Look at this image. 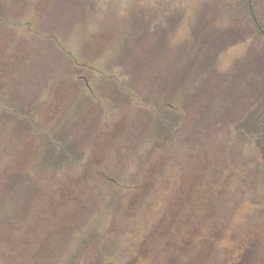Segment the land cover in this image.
I'll return each instance as SVG.
<instances>
[{
	"label": "rangeland",
	"instance_id": "rangeland-1",
	"mask_svg": "<svg viewBox=\"0 0 264 264\" xmlns=\"http://www.w3.org/2000/svg\"><path fill=\"white\" fill-rule=\"evenodd\" d=\"M88 1L0 0V264H62L91 227L111 264H134L135 242L151 264H264V209L237 234L256 191L264 196L257 148L224 117L200 122L205 112L193 97L170 140L150 134L146 96L182 83L172 72L191 38L187 26L165 37L161 28L135 33L131 55L114 60L133 11H150L158 0ZM210 1L178 3L191 19V8ZM245 50L241 43L221 55L214 87ZM136 59L143 66L135 71ZM251 101L246 95L239 106ZM66 120L82 137L84 158L60 170L40 167L42 141L30 126ZM235 240L221 258L217 243Z\"/></svg>",
	"mask_w": 264,
	"mask_h": 264
},
{
	"label": "trees",
	"instance_id": "trees-1",
	"mask_svg": "<svg viewBox=\"0 0 264 264\" xmlns=\"http://www.w3.org/2000/svg\"><path fill=\"white\" fill-rule=\"evenodd\" d=\"M179 1L158 0L157 6L152 7L150 11L145 7L135 9L127 38L120 43L112 57L114 60L123 61L131 55L132 48H129L135 33L142 36L141 32H154L161 28L165 37L181 26H187L191 38L183 49H178L180 53L173 61L174 65H177L172 72L173 78L182 80V83H165L157 88L152 96H146L154 110L150 112V134L160 142L170 140L172 129L176 128L182 113L186 112L187 97H193L194 101L199 98V106L196 108L199 114L201 110L205 112V115L200 114V122L205 119L203 123L206 124L208 115L226 118L224 122H230L235 127V135L240 141L251 142L257 148L262 157L264 174V0H211L199 3L198 7L191 8L190 11L195 16L191 19H187V8L182 7ZM87 3L89 6L93 5L90 0ZM200 13L210 15L200 17ZM195 18L197 21L192 22ZM241 43L246 44L245 52L235 60L228 72L220 75L221 79L214 87L210 83L211 74L215 71L219 58L230 47ZM135 62L136 71L143 65L138 59ZM168 69L170 68L166 67L167 76ZM181 73L183 78L178 76ZM246 95L252 98L247 110L244 109L245 105L242 108L239 106L241 98ZM189 103L190 101L188 105ZM208 103H211V108H208ZM241 110L246 112L242 114ZM15 118L19 122H26L22 116ZM69 121L66 120L50 129L30 126L32 133L42 141L38 162L40 167L60 170L66 163L80 162L84 158L82 137L74 134ZM252 183L255 185L256 180H252ZM170 190L167 193H170ZM163 191L164 187L162 196L165 194ZM164 196L169 198V194ZM258 198L256 191L253 200L248 204L247 214L239 220L237 234L239 233L240 237L251 228L250 224L253 226L259 220L257 212L264 209V196L260 197L261 200ZM161 208L157 211H162ZM143 231L140 227L137 237L140 238ZM100 239L101 233L96 227L83 231L62 264H111L104 249L99 247ZM236 244H239L236 240L217 243L216 248L221 250V258L226 251L229 252L226 248L232 250ZM101 246L105 247L103 244ZM140 247L139 242L132 246V253L137 256L134 264H151L149 258L138 257L137 250ZM194 251V248H189L188 259ZM186 257H182L183 262Z\"/></svg>",
	"mask_w": 264,
	"mask_h": 264
}]
</instances>
